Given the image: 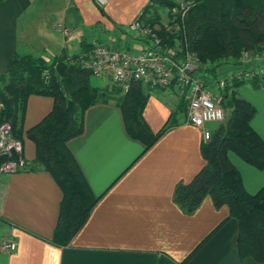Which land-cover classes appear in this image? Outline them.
<instances>
[{
  "label": "crops",
  "instance_id": "1",
  "mask_svg": "<svg viewBox=\"0 0 264 264\" xmlns=\"http://www.w3.org/2000/svg\"><path fill=\"white\" fill-rule=\"evenodd\" d=\"M150 2L4 0L0 3V75L8 72L16 53L54 61L71 57L91 38L96 44L143 49L145 41L126 30ZM57 24L69 33L64 36ZM93 83L109 87L110 79L105 76ZM250 86L254 90L240 86L238 93L256 107L252 126L264 139V84L258 89ZM148 92L144 118L157 132L179 100L168 93ZM53 105L52 97L30 96L25 129L40 122ZM203 140L201 129L182 123L135 162L144 146L128 135L122 109L114 101L90 106L83 133L69 140L68 147L92 191L105 195L71 243L60 246L53 239L63 193L53 176L42 168L0 173V242L10 239L17 244L14 252L0 250V264H157L161 252L181 262L206 238L186 264H260L252 258L240 260L239 223L229 218L227 205L216 208L208 196L188 215L174 202L176 185L191 181L206 164ZM23 145L32 167L35 145L28 138ZM229 158L249 193L264 186V170L233 152Z\"/></svg>",
  "mask_w": 264,
  "mask_h": 264
},
{
  "label": "trees",
  "instance_id": "2",
  "mask_svg": "<svg viewBox=\"0 0 264 264\" xmlns=\"http://www.w3.org/2000/svg\"><path fill=\"white\" fill-rule=\"evenodd\" d=\"M186 1H193L194 5L184 26L200 62L205 66L210 64L201 69L207 79L219 74L217 69L225 61H237L243 50L264 49V0ZM176 2L151 0L140 16L146 24L158 27L159 35L169 45H176L174 39L182 31L173 33L163 25L161 12L154 11V6L171 10ZM95 45L83 41L80 48L86 52ZM46 70L50 74L49 81L43 78ZM245 83L235 82L223 93L221 105L229 115L213 129L210 139L202 141L201 152L206 164L191 181L176 185L174 202L188 215L195 213L208 196L216 208L227 205L229 218H236L239 223L237 250L240 260L252 258L263 264L264 186L254 194L249 193L240 171L229 158V153L233 152L249 165L264 170V139L252 126L256 107L238 93V88ZM250 84L255 89L260 88L264 76L256 77ZM148 91L141 83H134L125 94L119 88L95 85L91 70L80 64V56L76 53L51 62L42 56L16 53L8 72L0 75V127L10 123L15 138L22 142L28 138L34 143L36 153L32 169L48 171L62 190L60 216L53 239L57 245L71 243L106 193L96 195L92 191L68 147L69 140L83 133L84 115L90 106L114 101L122 109L128 135L144 146L135 162L169 130L183 123L179 113L186 111V105L179 101L165 125L157 132L152 131L144 118L150 97ZM32 95L52 97L54 105L40 122L26 130L28 99ZM4 161L5 157L0 154V166ZM206 240L181 262L161 252L157 264H186Z\"/></svg>",
  "mask_w": 264,
  "mask_h": 264
},
{
  "label": "built area",
  "instance_id": "3",
  "mask_svg": "<svg viewBox=\"0 0 264 264\" xmlns=\"http://www.w3.org/2000/svg\"><path fill=\"white\" fill-rule=\"evenodd\" d=\"M194 2L180 0L177 13L183 38L181 44L169 45L159 35L158 27L145 24L139 17L128 27L127 32L145 41L140 50L97 43L89 51L79 48L80 64L91 70L93 80L100 81L109 76L110 88H119L122 94L130 91L134 83H141L150 92H164L175 96L186 105L182 112V122L202 130L204 140L212 136V124L226 121V109L221 105L223 93L235 82H252L256 77L264 76V49L261 51L243 50L239 62L227 74H217L207 79L201 72L203 65L198 53L191 47L185 28V20ZM56 28L66 36L69 31L63 24ZM181 34V35H182ZM45 81L50 74L43 72ZM0 154L5 161L0 166V173L13 174L32 170L24 158L21 140L12 133V125L4 123L0 127ZM17 244L5 239L0 242V250L14 252Z\"/></svg>",
  "mask_w": 264,
  "mask_h": 264
},
{
  "label": "rangeland",
  "instance_id": "4",
  "mask_svg": "<svg viewBox=\"0 0 264 264\" xmlns=\"http://www.w3.org/2000/svg\"><path fill=\"white\" fill-rule=\"evenodd\" d=\"M189 2L191 3L193 1H189ZM176 3L177 4L171 10L166 9L163 6H158V5L157 6H154V11L157 10L158 12H161V14H160L161 23L163 25H165L166 27H168L171 31H173V33H177V32L180 31V29H179L180 24L177 26V24H178L177 20L179 19V14L177 13V5H179L180 0H177ZM126 34H128V33L126 32ZM182 38H183V34L182 35L180 34L179 36H176L175 39H174V44L180 45L181 44V41H182L181 40ZM94 42H95V39L94 38H91V40H90L89 43H94ZM48 61L51 62V60H48ZM236 62H239V58H238L237 61H234L233 59H230L228 61H225V63H223L221 66L218 67L217 72L220 73V74H227L228 71H231L229 69V67L235 66L237 64ZM225 69H228V71L227 72H224ZM94 81L97 82V80H94ZM241 86H247L250 89L254 90L250 86V84H246L245 83V84H242ZM230 91H233V89H231ZM226 114H227V116L229 115V111L228 110H226ZM216 125L217 124H212V127L213 128H216ZM23 147H24V145H23Z\"/></svg>",
  "mask_w": 264,
  "mask_h": 264
}]
</instances>
